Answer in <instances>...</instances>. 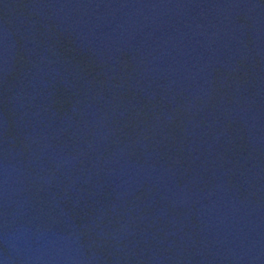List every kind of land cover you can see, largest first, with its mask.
<instances>
[{
    "label": "water",
    "instance_id": "95a60500",
    "mask_svg": "<svg viewBox=\"0 0 264 264\" xmlns=\"http://www.w3.org/2000/svg\"><path fill=\"white\" fill-rule=\"evenodd\" d=\"M0 264H264V0H0Z\"/></svg>",
    "mask_w": 264,
    "mask_h": 264
}]
</instances>
